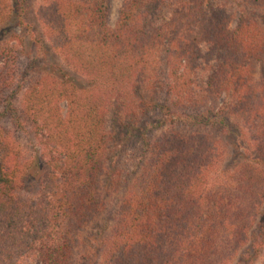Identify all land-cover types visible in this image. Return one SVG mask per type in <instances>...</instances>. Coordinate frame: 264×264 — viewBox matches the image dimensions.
I'll list each match as a JSON object with an SVG mask.
<instances>
[{"label":"trees","instance_id":"trees-1","mask_svg":"<svg viewBox=\"0 0 264 264\" xmlns=\"http://www.w3.org/2000/svg\"><path fill=\"white\" fill-rule=\"evenodd\" d=\"M30 1L0 0V28L10 26L0 29V264L74 263L81 234L104 210L101 181L118 135L107 115L128 127L151 107L138 93L163 88L165 124L196 132L147 141L111 233L80 264H231L238 255L236 264H256L264 252L258 24L243 11L230 29L214 0H127L111 30L109 0H48L35 16ZM247 1L264 9V0ZM39 57L51 59L38 74ZM222 97L220 114L199 111ZM230 113L247 129L244 160L210 180L218 142L199 131L226 132Z\"/></svg>","mask_w":264,"mask_h":264},{"label":"rangeland","instance_id":"rangeland-1","mask_svg":"<svg viewBox=\"0 0 264 264\" xmlns=\"http://www.w3.org/2000/svg\"><path fill=\"white\" fill-rule=\"evenodd\" d=\"M46 1L48 0H31L30 13L34 16L37 15L40 6ZM126 2L127 0H109L108 26L111 30L115 28L120 11ZM214 4L229 19L230 29H235L241 12L246 11L249 18L257 23L259 29L264 33V9L261 8L260 4L248 2L247 0H214ZM34 22L37 28H39V23L37 21ZM0 29L7 30L8 33L10 32L9 25H4ZM14 31L17 34L20 32L17 29ZM28 48H32V46ZM31 51L33 53L39 52L35 48H32ZM50 59L49 57H46V59L39 57L37 64L38 74L45 72L44 70H46ZM252 69L255 81L264 79V59L254 63ZM163 72H165L164 69ZM138 94L143 96L148 102L151 101V107L147 109V112L141 118L133 120L128 127L117 126L113 113L107 115L108 126L111 127L115 124L118 129V135L112 145L109 146L111 149L108 153L105 176L101 181V198L104 202V210L81 234L73 264H80L79 256L85 253L89 245H95V241L101 236L100 234L104 233L105 236H108L111 233L119 208L129 193L134 180L139 176L140 168L144 166V160L146 159L144 146L147 141L155 142V140L168 133L187 136L196 132L195 129L188 126L170 125L167 121L165 124V112H162V107L168 105V95L164 88L157 91L140 92ZM223 100L222 97L220 100L210 101L206 106H201L199 111L204 112L208 110L214 114H220V110L223 108ZM61 108L63 114H66V105H62ZM188 110L192 111L196 109ZM223 114L226 115L224 112ZM228 121L231 126L226 132L223 131V127H221L222 130L218 128L212 130L210 128L199 131L211 141L218 142L220 158L215 170L210 173V180H219V177H225V174L228 177L231 176L235 167L244 160L247 146L243 143L239 131L246 132L247 129L243 126V122L232 113L228 116ZM19 142L25 144L22 139H19ZM31 148L30 146H24V150L27 151L28 156L32 153ZM238 256L234 257L231 264L238 262ZM255 263L264 264V252L256 259ZM24 264L34 263L26 262Z\"/></svg>","mask_w":264,"mask_h":264}]
</instances>
